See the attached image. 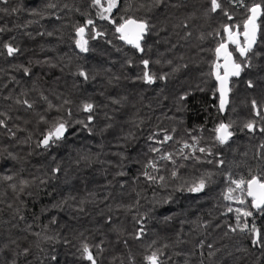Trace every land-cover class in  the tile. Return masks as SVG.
<instances>
[{
	"label": "trees",
	"instance_id": "obj_1",
	"mask_svg": "<svg viewBox=\"0 0 264 264\" xmlns=\"http://www.w3.org/2000/svg\"><path fill=\"white\" fill-rule=\"evenodd\" d=\"M218 2L211 12L210 0H117L109 20L92 0L0 3V264H91L84 245L96 264H148L153 251L162 264H264V247L231 231L244 208L264 237V214L225 199L233 180L264 179V16L247 61L233 53L243 71L224 113L212 74L223 26L242 32L247 8L264 0ZM129 17L149 25L143 52L115 31ZM59 122L63 138L43 147ZM220 123L233 133L225 144Z\"/></svg>",
	"mask_w": 264,
	"mask_h": 264
},
{
	"label": "snow or ice",
	"instance_id": "obj_2",
	"mask_svg": "<svg viewBox=\"0 0 264 264\" xmlns=\"http://www.w3.org/2000/svg\"><path fill=\"white\" fill-rule=\"evenodd\" d=\"M8 0H0V3H7ZM94 6H100L102 11L100 12V18L109 20L111 16V12L113 8L117 6V0H107V6L104 7L101 4V0H92ZM161 0H156V3L159 4ZM230 2H236V0H230ZM241 4H243V0H238ZM210 11L216 12L218 9H221V4L218 0H210ZM51 6V5H50ZM249 16L244 21L243 24V31L239 30V25L236 26H229L224 25V31L227 33V39L222 40L218 47L215 49L216 61L213 63V75L215 79L219 82V110L223 111L228 103V94L230 92L229 88V79L232 76H239L240 73L243 71L242 63H239L234 58L233 53L238 52L239 56L245 58V62L247 61L248 53L252 50L253 45L256 42L258 25L257 20L264 16V7L261 4L254 3L250 8H247ZM225 15L229 16V19L232 17L225 11ZM111 23L115 24V20H110ZM88 25H93L94 22L89 19L87 21ZM235 29V30H234ZM3 29H0L2 31ZM149 30V25L145 20H137L134 18H126L123 19V23L116 26L115 31L119 33V39L123 40L125 43L131 45L135 49L143 52L144 49L141 46V41L143 40L144 36L147 34ZM85 28L80 27L76 29V35L79 39L76 40V46L80 49L81 52L88 51L87 43L88 41L84 38ZM103 35V33L96 32L93 38L99 37ZM241 36H243V42L241 41ZM229 44L234 45V48L230 51ZM5 47L7 48V54L12 56L13 54L19 52L18 48L13 47L11 44H6ZM223 63H220V61ZM145 72L143 74V79L146 83L152 84L155 82V76L149 74L147 71L149 61L143 60L142 61ZM221 69H223V74H221ZM28 69H25V73L27 74ZM85 80L88 79V76L85 72L79 73ZM249 86L251 87V82H249ZM18 103L20 101H17ZM27 107L31 108L32 104L29 103L27 100L23 101ZM67 103V101H65ZM51 107V105H49ZM93 104L85 103L83 105V110L86 112L91 113L93 110ZM256 103L253 101V108L255 109ZM256 115H261L260 111L257 109ZM88 120L91 121L92 117L89 116ZM79 123H83V121H78ZM4 122L0 120V125H3ZM86 126V125H85ZM230 125L225 123H220L219 126L214 130L217 135L216 139L221 143L225 144L231 138L233 133L230 131ZM249 131H254L256 129V125L254 122H249L244 125ZM67 131L66 124L63 122H59L54 124L50 129H48L46 135H44L43 139L40 141V144L47 148L50 143H54L63 138L65 132ZM261 132H264V128L260 129ZM172 137L166 135L164 140H171ZM185 148L190 147L188 144L184 145ZM264 147V145H262ZM195 151V149H193ZM153 151H159V149H153ZM200 152H205L204 148L199 149ZM165 159H171V155L169 154L166 157H162ZM220 163H223L222 161ZM155 167V165H152ZM59 171V169H57ZM147 176V173H145ZM151 179V177H149ZM162 179V177H161ZM233 184H235L234 188L228 189V194L225 196L227 200L235 199L237 203L241 205H249L250 207L254 208L258 213L264 214V179H261L258 176H252L250 179L245 180L243 178L239 180H233ZM205 186V181L202 179L199 182V185L193 188H190L189 191H201ZM239 190L238 196H233V192ZM245 197H250V202L245 199ZM229 212H232L233 209L229 208ZM236 225L235 227L231 228L232 232H236L239 230L240 232L244 233L247 232L250 236L253 237L252 243L254 246L264 247V237H262L261 231L256 225L253 223L251 227L247 222V218L253 216V212L244 208H236ZM244 218L243 223L241 222V218ZM140 233H143V228H141ZM137 238H141V236H137ZM83 251L86 254V258L91 261V264H96V261L89 251L87 245H84ZM148 264H162L160 261V257L158 251H153L150 255L146 257Z\"/></svg>",
	"mask_w": 264,
	"mask_h": 264
},
{
	"label": "water",
	"instance_id": "obj_3",
	"mask_svg": "<svg viewBox=\"0 0 264 264\" xmlns=\"http://www.w3.org/2000/svg\"><path fill=\"white\" fill-rule=\"evenodd\" d=\"M260 18H261V17H260ZM260 18L257 20V25H258V22H259ZM258 33H259V27H258V31H257L256 42H255V44L253 45L252 49L255 47V45H256V43H257V41H258ZM142 41H143V40H142ZM142 41H141V44H142ZM122 42H123L124 44H126V45H129V44L125 43L123 40H122ZM221 61H222V60H221ZM222 63H223V61H222ZM222 70H223V69H222ZM240 74H241V73H240ZM239 76H240V75H239ZM239 76H232V77H230V79H229V88H230V84H231V78L239 77ZM218 88H219V82H218ZM218 92H219V91H218ZM229 94H230V92H229ZM229 94H228V103H227L225 109H224L223 111H221L222 113H224V112L226 111V108H227V106H228V104H229ZM249 198H250V197H249ZM250 199H251V198H250Z\"/></svg>",
	"mask_w": 264,
	"mask_h": 264
},
{
	"label": "flooded vegetation",
	"instance_id": "obj_4",
	"mask_svg": "<svg viewBox=\"0 0 264 264\" xmlns=\"http://www.w3.org/2000/svg\"><path fill=\"white\" fill-rule=\"evenodd\" d=\"M221 63H222V61H221ZM223 71V70H222Z\"/></svg>",
	"mask_w": 264,
	"mask_h": 264
}]
</instances>
